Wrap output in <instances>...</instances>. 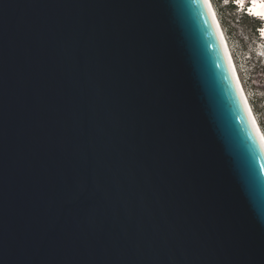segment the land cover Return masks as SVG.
Listing matches in <instances>:
<instances>
[{
  "label": "water",
  "instance_id": "obj_1",
  "mask_svg": "<svg viewBox=\"0 0 264 264\" xmlns=\"http://www.w3.org/2000/svg\"><path fill=\"white\" fill-rule=\"evenodd\" d=\"M0 264H264L207 0H0Z\"/></svg>",
  "mask_w": 264,
  "mask_h": 264
},
{
  "label": "rangeland",
  "instance_id": "obj_2",
  "mask_svg": "<svg viewBox=\"0 0 264 264\" xmlns=\"http://www.w3.org/2000/svg\"><path fill=\"white\" fill-rule=\"evenodd\" d=\"M211 1L228 41L251 109L261 128L264 124V40L260 39L257 30L256 33L251 31L249 21L242 18L243 14L233 8V0Z\"/></svg>",
  "mask_w": 264,
  "mask_h": 264
},
{
  "label": "bare ground",
  "instance_id": "obj_3",
  "mask_svg": "<svg viewBox=\"0 0 264 264\" xmlns=\"http://www.w3.org/2000/svg\"><path fill=\"white\" fill-rule=\"evenodd\" d=\"M207 3L209 5V8L211 9V12L213 14L214 20H215V22L217 24V27L219 29V32L221 34V39H222L223 44L225 46L226 53H227V57L229 59L230 65L232 67V70L234 72V75H235L236 81L238 83V86L240 88V92H241V94H242V96L244 98V101H245V103H246V105L248 107V110L250 112V115H251V117L254 120V124L257 126V129H258V131L260 133V136H261V138H262V140L264 142V137H263L264 134H263V132H262L259 124L258 125L256 124L257 121L255 119L256 118L255 117V114L253 113V110L251 109V106H250L248 97H247V95L245 93V90L243 88V85H242V82H241V79H240V76H239V72L237 70L235 61H234L233 56H232V53L230 51V47H229L228 41L226 39V36H225L224 31H223L222 25L220 24V21L218 19L217 14H216V11H215V8L213 6V3H212L211 0H207ZM249 12H251L252 15H255V16H263L264 17V0L253 1L252 7L249 9ZM263 38H264V35H263Z\"/></svg>",
  "mask_w": 264,
  "mask_h": 264
},
{
  "label": "built area",
  "instance_id": "obj_4",
  "mask_svg": "<svg viewBox=\"0 0 264 264\" xmlns=\"http://www.w3.org/2000/svg\"><path fill=\"white\" fill-rule=\"evenodd\" d=\"M232 3L234 5L233 8L235 10H238L243 15H252L251 12H249V9L252 7L253 0H243L242 2L241 0H234Z\"/></svg>",
  "mask_w": 264,
  "mask_h": 264
},
{
  "label": "trees",
  "instance_id": "obj_5",
  "mask_svg": "<svg viewBox=\"0 0 264 264\" xmlns=\"http://www.w3.org/2000/svg\"><path fill=\"white\" fill-rule=\"evenodd\" d=\"M253 1H258V0H253ZM242 18H244V19L249 21V23H250V27L249 28L251 29V31H254L256 33V29L260 26V22H258L257 20H254L253 18H250V17H248L246 15H242ZM261 128H262L261 130L264 131V124L261 126Z\"/></svg>",
  "mask_w": 264,
  "mask_h": 264
}]
</instances>
